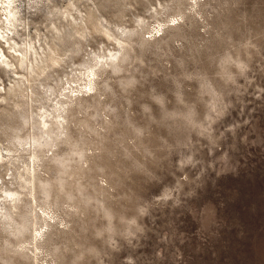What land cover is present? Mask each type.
<instances>
[{"label":"rangeland","instance_id":"obj_1","mask_svg":"<svg viewBox=\"0 0 264 264\" xmlns=\"http://www.w3.org/2000/svg\"><path fill=\"white\" fill-rule=\"evenodd\" d=\"M13 11L0 264H264V0Z\"/></svg>","mask_w":264,"mask_h":264},{"label":"bare ground","instance_id":"obj_2","mask_svg":"<svg viewBox=\"0 0 264 264\" xmlns=\"http://www.w3.org/2000/svg\"><path fill=\"white\" fill-rule=\"evenodd\" d=\"M5 4H6L7 9H10V14H11L10 16L15 14V13H13L14 12L13 11V9H14V0H5Z\"/></svg>","mask_w":264,"mask_h":264}]
</instances>
